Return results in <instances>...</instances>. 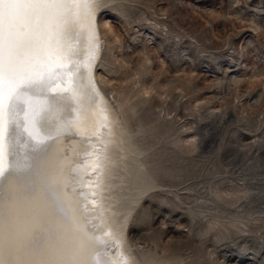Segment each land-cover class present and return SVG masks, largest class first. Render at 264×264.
Segmentation results:
<instances>
[{"label":"rangeland","instance_id":"rangeland-1","mask_svg":"<svg viewBox=\"0 0 264 264\" xmlns=\"http://www.w3.org/2000/svg\"><path fill=\"white\" fill-rule=\"evenodd\" d=\"M102 1L94 74L137 263L264 264V0Z\"/></svg>","mask_w":264,"mask_h":264},{"label":"bare ground","instance_id":"bare-ground-1","mask_svg":"<svg viewBox=\"0 0 264 264\" xmlns=\"http://www.w3.org/2000/svg\"><path fill=\"white\" fill-rule=\"evenodd\" d=\"M101 2L0 0V80L4 87L0 172L26 175L38 155L57 147L73 170L70 191L79 200L91 233L104 241L97 242L88 264H138L127 244L126 222L119 217L121 197L115 189L120 181H115L118 165L123 162L117 149L119 145L125 149L121 145L126 137L94 74L103 45L97 25ZM54 69L69 70V74L55 78L46 93L50 110L37 117L38 125L46 121L51 126L54 139L46 150L28 152V159L21 160L13 146V120H20L21 114L13 113L9 88L46 79Z\"/></svg>","mask_w":264,"mask_h":264},{"label":"clouds","instance_id":"clouds-1","mask_svg":"<svg viewBox=\"0 0 264 264\" xmlns=\"http://www.w3.org/2000/svg\"><path fill=\"white\" fill-rule=\"evenodd\" d=\"M52 146L26 175L0 172V264H88L96 237Z\"/></svg>","mask_w":264,"mask_h":264},{"label":"snow or ice","instance_id":"snow-or-ice-1","mask_svg":"<svg viewBox=\"0 0 264 264\" xmlns=\"http://www.w3.org/2000/svg\"><path fill=\"white\" fill-rule=\"evenodd\" d=\"M68 74L69 70L54 69L46 79L38 82H29L15 90L9 88V91L12 93L13 113L15 114L18 111L21 114L20 120H13V146L16 150L14 154L18 155L21 160L28 159L26 155L28 152L36 153L46 150L48 142L54 139L51 126L46 121L42 126L38 125L37 117L41 113L50 110L51 105L48 103L46 95L47 89L53 86V82L57 76L66 77ZM3 103L4 87L2 80H0V108H2ZM2 136L3 125L0 123V139H2ZM96 239L101 244L104 243L100 237H96Z\"/></svg>","mask_w":264,"mask_h":264}]
</instances>
